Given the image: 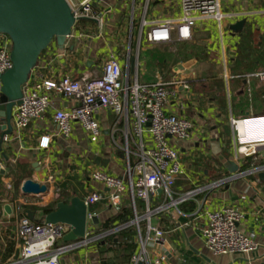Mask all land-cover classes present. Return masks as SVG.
Masks as SVG:
<instances>
[{
    "label": "crops",
    "instance_id": "obj_1",
    "mask_svg": "<svg viewBox=\"0 0 264 264\" xmlns=\"http://www.w3.org/2000/svg\"><path fill=\"white\" fill-rule=\"evenodd\" d=\"M71 1L79 5L83 0ZM176 1L177 4L171 6V0H95L94 11L100 16L103 27L96 21H81L65 49L60 50L53 44V48L43 53L33 76L39 79H79L85 74L100 72L102 62L110 55H116L124 72L130 65L131 78L137 75L142 83L152 84L161 80L169 83L176 76L187 78L192 97L182 102L188 103V107L182 111L176 103L173 109L193 123L194 131L189 141L180 144L187 160L188 174L179 179L177 186L187 191L218 181L224 182L219 189L207 192L197 201H205L210 209L224 205L240 208L245 214L241 228L258 242L259 249L251 254L215 257L206 248L198 230L189 227L185 232L176 231L174 223L164 221L161 228L171 230L169 239L173 255L168 264H264V181L260 176L264 174V144L252 157L245 158L236 152L238 140L244 134L248 142L264 143V139L257 135L259 131H264L257 126V122H264V83L251 76L264 71L262 66L257 68L254 63L256 58L264 57V47L245 52L242 47L247 32L264 40V0H222L224 12H244L246 16L236 20L227 19L222 29L213 21L199 24L193 31L191 41L174 43L184 45V50L189 53V59L184 63L189 64L177 63L171 68V43L149 44L143 22L179 18V0ZM240 21H246L243 30L233 31L231 27ZM82 32L87 36L85 39L80 38ZM251 45L255 46L254 40ZM243 53L246 60L239 65L237 60ZM224 67L228 79L223 76ZM238 73L244 74L237 76ZM52 101L56 109L75 106L71 100L56 94L52 95ZM232 119L246 123L237 131L232 126ZM115 120L116 117L110 114L103 121L105 132L99 145L91 144L78 124L74 125L69 138L58 136L52 111L25 131H13V135L8 136L9 141L3 142L0 167H12L31 176L23 180L17 192L10 172L7 176L0 175V264L19 259L22 247L19 224L23 217L28 218V211L36 213L32 222L46 224L45 216L36 209L51 205L59 194L67 195L69 202L75 196L82 199L88 189L100 188L89 180L92 169L104 168L111 174L123 175L125 164L122 155L112 147L108 132L114 127ZM116 128L120 142L122 126ZM2 133L0 131V141ZM44 137L51 138L47 150L40 148V140ZM98 158L101 159L99 164L96 161ZM105 161H109L106 166L103 164ZM230 162L239 168L237 173H230ZM257 163V166L253 165ZM30 179L48 185L49 194L44 198L24 196L22 185ZM191 205H194V210L197 203L187 205V212L193 211L188 208ZM19 207L21 211H18ZM93 210L99 215V224H92L102 231L103 225L114 214L105 205H98ZM130 231L132 239L135 230ZM10 241L14 244V251L4 260ZM74 243L63 239L57 246ZM105 244L106 240L77 248L61 255L60 263L102 264L101 245ZM131 244L135 246V253L137 247ZM117 255L121 259H114L113 264H125L123 254L119 252ZM130 259L127 264H130Z\"/></svg>",
    "mask_w": 264,
    "mask_h": 264
},
{
    "label": "built area",
    "instance_id": "obj_2",
    "mask_svg": "<svg viewBox=\"0 0 264 264\" xmlns=\"http://www.w3.org/2000/svg\"><path fill=\"white\" fill-rule=\"evenodd\" d=\"M67 1L76 19L75 29L83 20L96 21L103 27L100 16L94 11L95 0H83L79 5ZM174 4L177 1L171 0V6ZM178 5L180 17L177 19L143 22L149 44L189 42L194 29L201 23L213 21L222 29L227 19L246 16L244 12H224L222 0H179ZM86 37L84 32L80 34L81 39ZM12 49L10 37L0 34V100L1 77L13 67ZM33 72L23 88L22 104L13 110L14 131H25L52 111L58 136L69 138L74 125L78 124L89 142L99 145L104 138L103 121L112 114L116 120L108 132L112 147L122 155L125 169L122 176L111 174L104 168L90 171L89 180L100 188L88 189L82 198L87 207L84 239L59 247L57 244L71 232L70 226L36 224L23 217L18 230L22 241L19 259L4 264H53V261L61 264V255L117 237L128 229H134L135 236L125 241L137 247L130 264H168L173 255L169 239L171 230L161 228L164 221L174 223L176 231L185 232L189 227L198 230L206 248L215 257L258 251V242L241 228L245 214L240 208L224 205L210 209L205 201H197L207 192L219 189L224 182L187 191L177 186L179 179L188 174L187 160L180 144L189 141L194 131L193 123L173 109L176 103L182 111L188 107V103L182 102L192 97L187 78L176 76L169 83L162 80L152 84L142 83L137 75L131 78L130 65L124 72L116 55H110L102 62L100 72L85 74L79 79H39L33 76ZM223 76L229 78L226 67ZM251 76L264 83V71ZM53 94L71 100L75 106L56 109ZM231 122L237 131L246 123L234 119ZM118 126H122L120 142L117 138ZM246 138V134L240 136L237 154L245 158L257 155L259 146L264 143L248 142ZM4 141H9L8 136ZM50 141V137L41 138L40 148L49 149ZM193 202L197 203L196 208L192 212L185 211L184 207ZM98 205H105L114 216L127 208L132 217L125 224L116 223L109 230L98 231L92 224L94 217L99 219L98 213L93 210Z\"/></svg>",
    "mask_w": 264,
    "mask_h": 264
},
{
    "label": "water",
    "instance_id": "obj_3",
    "mask_svg": "<svg viewBox=\"0 0 264 264\" xmlns=\"http://www.w3.org/2000/svg\"><path fill=\"white\" fill-rule=\"evenodd\" d=\"M245 24L246 21H240L231 29L242 31ZM75 25L76 19L67 0H0V34L7 35L13 42V67L1 77L0 131L3 133L0 147L6 136L13 135V110L22 104L23 88L41 56L53 48V44L60 50L65 49ZM96 161L99 164L101 159ZM108 162L103 164L106 166ZM229 164L230 173H237L239 168L232 162ZM9 172V169L0 167V175L7 176ZM260 176L264 181V174ZM21 190L24 196L39 198L46 197L50 192L48 185L31 179L23 183ZM6 210L9 211V208ZM27 215L34 221V211H28ZM92 221L95 225L99 224L97 217ZM45 223L70 226L71 232L64 240L68 243L77 242L86 235L87 207L80 197L75 196L69 202L58 203L55 211L45 216Z\"/></svg>",
    "mask_w": 264,
    "mask_h": 264
},
{
    "label": "trees",
    "instance_id": "obj_4",
    "mask_svg": "<svg viewBox=\"0 0 264 264\" xmlns=\"http://www.w3.org/2000/svg\"><path fill=\"white\" fill-rule=\"evenodd\" d=\"M252 34L250 32H247L245 34V38L244 41L242 43V47H243V52L247 51V50H253V47L251 45V41L253 40L252 38ZM180 47L178 48L179 51H176L175 53H171V57L174 58L173 62H176L174 64L179 63L182 60H188V56L186 51H183L184 45L182 44H178ZM259 45V49L262 48V44H258ZM182 49V50H181ZM185 49V48H184ZM181 50V52H180ZM243 56V57H242ZM241 56V58L239 60H237V63L240 65L242 63L245 62L246 59H244V53ZM188 58V59H187ZM256 67L258 68V66H262V68H264V57L261 58H256L254 61ZM251 64V62H250ZM238 65H236L237 67ZM250 67V66H249ZM251 69V68H249ZM237 71H238V67H237ZM239 72V71H238ZM244 74V73H243ZM242 73H238L237 76H242ZM255 166L258 165L257 164H253ZM10 169V174L11 176H13L14 180H15V190L17 192L20 191V186L23 182V180L30 178V174L29 173H24V171H20V170H14L12 167H8ZM69 197L67 195H61L59 194V197L57 200H55L54 203H52L51 205L45 206L43 208H38L36 209L37 211H41L43 216H46L48 214H50L51 212L55 211L57 204L60 202H68ZM187 207V206H186ZM186 207L185 210L187 209ZM188 208H190L189 210H193L194 205L188 206ZM187 211V210H186ZM132 217V213L129 209H124L123 213L117 215V216H113L112 218H110L104 225H103V231L109 230L113 224L118 223V224H125L127 222L130 221ZM172 224V222H171ZM172 226V225H171ZM131 229L125 230L123 231L121 234H119L117 237H109L106 239V244L105 245H101V262L102 264H113V260L115 259H121V256H118L117 254L120 252V254L122 253V261L124 260L125 264L128 263L129 258L131 257V255L133 254L134 250H135V246L131 243H129L128 241H125L126 239H130L131 237ZM116 238L118 239V242L116 241ZM14 251V244L10 241L8 243V247L6 249V252L4 254V260L8 259L12 253ZM120 257V258H119ZM123 264V263H121Z\"/></svg>",
    "mask_w": 264,
    "mask_h": 264
},
{
    "label": "rangeland",
    "instance_id": "obj_5",
    "mask_svg": "<svg viewBox=\"0 0 264 264\" xmlns=\"http://www.w3.org/2000/svg\"><path fill=\"white\" fill-rule=\"evenodd\" d=\"M199 35L201 36V37H204V35H202V33H199ZM252 38H253V40H254V42H255V46L253 47L255 50H257L258 48H259V45H257V44H259V43H262V47H264V40H259L258 39V36H255V35H253L252 36ZM180 46L179 45H175L174 43H172L171 44V53L172 52H176V51H179L178 50V48H179ZM182 50V49H181ZM181 50H180V52H181ZM184 51H186V50H184V48H183V51H182V53L184 52ZM254 51V50H253ZM174 61V58L173 57H171V68H173V66H175L176 64H174V63H176V62H173ZM185 61L184 60H182V61H180L179 63H184ZM184 64H186V63H184ZM187 64H189V63H187ZM186 64V65H187ZM171 71H172V69H171ZM172 73V72H171ZM56 200V198L54 199V201Z\"/></svg>",
    "mask_w": 264,
    "mask_h": 264
},
{
    "label": "clouds",
    "instance_id": "obj_6",
    "mask_svg": "<svg viewBox=\"0 0 264 264\" xmlns=\"http://www.w3.org/2000/svg\"><path fill=\"white\" fill-rule=\"evenodd\" d=\"M257 126L259 129L264 130V122H257ZM257 135H258V138L264 139V131H259ZM53 264H55L54 261H53Z\"/></svg>",
    "mask_w": 264,
    "mask_h": 264
}]
</instances>
